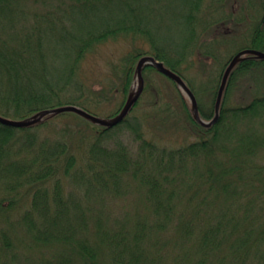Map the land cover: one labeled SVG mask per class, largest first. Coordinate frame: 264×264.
<instances>
[{
    "label": "trees",
    "instance_id": "trees-1",
    "mask_svg": "<svg viewBox=\"0 0 264 264\" xmlns=\"http://www.w3.org/2000/svg\"><path fill=\"white\" fill-rule=\"evenodd\" d=\"M121 39L131 46L106 72L86 66ZM246 48L255 52L231 69L211 125L151 64L118 123L75 111L0 122V264H264V0H0V114L10 118L67 104L111 118L153 55L209 120ZM181 134L193 137L163 142Z\"/></svg>",
    "mask_w": 264,
    "mask_h": 264
},
{
    "label": "water",
    "instance_id": "water-1",
    "mask_svg": "<svg viewBox=\"0 0 264 264\" xmlns=\"http://www.w3.org/2000/svg\"><path fill=\"white\" fill-rule=\"evenodd\" d=\"M248 52H255V50L249 49V48L241 50L240 52H238L237 54L234 55V57L231 59L230 63L226 67L224 74H223V77H222V80H221V83H220V86H219V89H218V94H217L216 104H215V113H214V116L209 120H206L200 116L196 96L192 92V90L190 89L188 84L185 82V80L177 72H175L174 70H172L171 68L166 66L163 61L157 59L153 55H145L138 61L137 67H136L135 76H136V78H138L140 80V86H139L137 92H134V87H132L130 90L128 99H127L125 105L123 106V108L118 112V114H116L115 116H113L111 118H103V117L98 116L96 114H93V113H91V112H89V111H87V110H85V109H83V108H81L75 104H67V105H61V106H57V107H53V108L44 109V110L34 114L33 116H31L29 118H26V119L10 118V117H6V116H3L0 114V122L3 124L11 125V126L21 127V126H27L29 124H32L34 122H37V121L43 119V117L48 113L61 112V111H75V112L85 116L86 118L90 119L91 121H93L95 123L104 124V125H112V124L118 123L130 111L133 103L138 98V96L140 95V93L143 89L144 78H143L142 70H143L144 65L151 64V65L155 66L163 74H165V75L169 76L170 78L177 81L180 89L189 97V99L192 103V106H193L194 116L197 118V120L204 125H211L219 117V111H220V106H221L222 97H223V93H224V88H225V85L227 83L231 69L237 63V61H239L242 58L243 54L248 53ZM260 55L262 57H264V52H260Z\"/></svg>",
    "mask_w": 264,
    "mask_h": 264
},
{
    "label": "rangeland",
    "instance_id": "rangeland-1",
    "mask_svg": "<svg viewBox=\"0 0 264 264\" xmlns=\"http://www.w3.org/2000/svg\"><path fill=\"white\" fill-rule=\"evenodd\" d=\"M242 3L244 4V8H246L248 6V5H245L244 2H242ZM259 12H260V10L258 9V13ZM243 13H244V10H242L239 14L243 15ZM239 26H240V29H242V28H245L246 25H243V23H241V24H239ZM130 46L131 45H129L128 41L123 40V39L118 40V41L108 42V43H106L105 45H103V46H101L99 48L98 52L88 60L86 66L94 68L95 72L98 73L97 75L100 76L101 75L100 73H103V71L106 72L107 67H108L107 66L108 60L111 59V58L112 59L117 58L119 55H121L124 52H126L127 49ZM143 46L148 47V44L144 43ZM229 46H231V45H229ZM224 50H226V49H224ZM223 54H225V52ZM192 73L193 74H197V72L195 70H192ZM153 74H152L151 78L155 79L156 76H155V74L154 75ZM157 78H160V77L157 76ZM160 79H162V78H160ZM198 80H200V79H198ZM199 85L200 86L203 85V82L200 81L198 83V86ZM139 86H140V80L138 78H136V76H135L134 79H133L131 88L134 87V92H137ZM146 96H148V94ZM203 100L205 102H207V100H208V95L206 93L203 94ZM118 101L120 102V100H118ZM116 104H119V103L118 102H115V103H112V104L110 103L107 106L108 108H106V110H104V111L107 112V111L111 110L112 106H114ZM192 137L193 136H189L188 138H186L182 134L180 136L178 135L177 137H176V135H173V136H169V137L165 138L163 140V142L167 143L168 145L178 146V145H181V144L185 143L187 139H192ZM117 203L119 204V207L121 209L125 208V205L122 204L121 201H119ZM117 203L112 204V210L113 211H115V207H116Z\"/></svg>",
    "mask_w": 264,
    "mask_h": 264
}]
</instances>
